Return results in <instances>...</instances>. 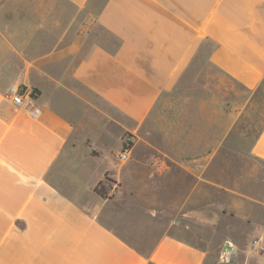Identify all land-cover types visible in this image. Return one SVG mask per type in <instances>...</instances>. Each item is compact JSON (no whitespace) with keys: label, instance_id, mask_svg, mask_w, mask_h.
Masks as SVG:
<instances>
[{"label":"crops","instance_id":"crops-1","mask_svg":"<svg viewBox=\"0 0 264 264\" xmlns=\"http://www.w3.org/2000/svg\"><path fill=\"white\" fill-rule=\"evenodd\" d=\"M263 86L264 0H0V264H212L218 215L264 243V176L221 166Z\"/></svg>","mask_w":264,"mask_h":264},{"label":"rangeland","instance_id":"rangeland-1","mask_svg":"<svg viewBox=\"0 0 264 264\" xmlns=\"http://www.w3.org/2000/svg\"><path fill=\"white\" fill-rule=\"evenodd\" d=\"M263 126L264 86L255 92L254 96L241 112L234 130L230 134V140L227 145L229 151H226V160L221 164L224 169L235 170L236 174L242 175L246 182L249 181V178L254 180L260 176H264V162L253 157L250 151ZM102 188L101 185V190ZM215 197L221 201L226 199L222 194H216ZM214 221L215 223L212 224L213 227L209 229L208 227L201 226V224L197 228L196 224L193 223L194 220L189 219L186 223L190 227L187 233L184 234L188 240L203 244L208 250L212 264L220 260V252L226 237H229L236 246L240 264H258L256 260L251 261L255 257L262 260L259 264H264V254L253 252L250 246L253 239L246 241L244 237L247 234H244V232L241 234L244 226L240 221L234 223L233 231L227 230L226 219L220 215ZM196 228L199 231L197 234L193 232L194 230L196 231ZM234 229H238V231L234 232ZM201 231L202 233L200 234ZM206 264L211 263L210 261H206Z\"/></svg>","mask_w":264,"mask_h":264},{"label":"built area","instance_id":"built-area-1","mask_svg":"<svg viewBox=\"0 0 264 264\" xmlns=\"http://www.w3.org/2000/svg\"><path fill=\"white\" fill-rule=\"evenodd\" d=\"M7 97L14 107L25 112L29 118L37 119L41 114V110L36 104L37 94L32 89L12 84L8 86ZM133 144L134 142L131 138H125L121 149H119L115 154L117 162L125 163L129 160ZM250 246L253 252L264 254V243L259 239H253Z\"/></svg>","mask_w":264,"mask_h":264},{"label":"water","instance_id":"water-1","mask_svg":"<svg viewBox=\"0 0 264 264\" xmlns=\"http://www.w3.org/2000/svg\"><path fill=\"white\" fill-rule=\"evenodd\" d=\"M215 264H240L237 248L230 238L225 239V243L220 252V260Z\"/></svg>","mask_w":264,"mask_h":264},{"label":"trees","instance_id":"trees-1","mask_svg":"<svg viewBox=\"0 0 264 264\" xmlns=\"http://www.w3.org/2000/svg\"><path fill=\"white\" fill-rule=\"evenodd\" d=\"M101 185H102V183L99 182V183L97 184V186L95 187L94 191H95L97 194H99V195H101V196H104L105 194H104L103 190H101Z\"/></svg>","mask_w":264,"mask_h":264}]
</instances>
